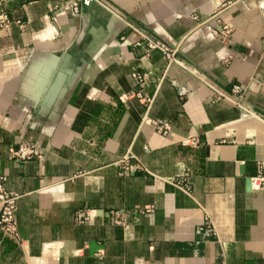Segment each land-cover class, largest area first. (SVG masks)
I'll list each match as a JSON object with an SVG mask.
<instances>
[{
  "label": "crops",
  "instance_id": "1",
  "mask_svg": "<svg viewBox=\"0 0 264 264\" xmlns=\"http://www.w3.org/2000/svg\"><path fill=\"white\" fill-rule=\"evenodd\" d=\"M3 13L0 175L19 239L0 234V264H264V0H0ZM143 32L184 66L139 46ZM22 143L41 157L13 158Z\"/></svg>",
  "mask_w": 264,
  "mask_h": 264
},
{
  "label": "built area",
  "instance_id": "2",
  "mask_svg": "<svg viewBox=\"0 0 264 264\" xmlns=\"http://www.w3.org/2000/svg\"><path fill=\"white\" fill-rule=\"evenodd\" d=\"M84 5H90L92 2L101 3L102 0H80ZM77 6V3H75ZM9 26V20L5 13L0 16V27ZM228 32V26L221 27L220 29H213L212 34L214 36L225 35ZM139 46L144 50L150 51L154 49H161L167 58L168 62L177 63L184 66L183 62L178 58L176 52L171 50L169 47L161 42L152 38L147 33L143 32V39L138 43ZM232 93L235 96H240V87L238 85L233 86ZM234 106L241 111L242 117H257L251 108L245 107L240 100L234 101ZM244 112V113H243ZM193 145L199 144L198 140L192 141ZM12 157L18 161L30 160L34 157L40 158L38 148L35 144L22 143L15 150L11 151ZM121 166L123 174L129 175L132 171V166L127 163V158H122L117 162ZM259 186L264 183V172L259 175ZM17 195L9 193L5 188V180L0 175V234L3 238L9 239L13 242H17L19 239L18 223L16 220V209H17ZM85 212H82L80 218H86ZM112 220L116 224L124 223L123 218L117 213L112 215ZM214 231L212 225L209 222H205L203 226L197 229V233L209 235Z\"/></svg>",
  "mask_w": 264,
  "mask_h": 264
},
{
  "label": "rangeland",
  "instance_id": "3",
  "mask_svg": "<svg viewBox=\"0 0 264 264\" xmlns=\"http://www.w3.org/2000/svg\"><path fill=\"white\" fill-rule=\"evenodd\" d=\"M240 111V110H239ZM244 113V112H243ZM242 113H241V111H240V116H241V118H242V120H247L248 118H253V119H256L255 117H251L250 115H249V117H242V115H241Z\"/></svg>",
  "mask_w": 264,
  "mask_h": 264
},
{
  "label": "water",
  "instance_id": "4",
  "mask_svg": "<svg viewBox=\"0 0 264 264\" xmlns=\"http://www.w3.org/2000/svg\"><path fill=\"white\" fill-rule=\"evenodd\" d=\"M251 186V180L248 181V187Z\"/></svg>",
  "mask_w": 264,
  "mask_h": 264
},
{
  "label": "bare ground",
  "instance_id": "5",
  "mask_svg": "<svg viewBox=\"0 0 264 264\" xmlns=\"http://www.w3.org/2000/svg\"><path fill=\"white\" fill-rule=\"evenodd\" d=\"M259 185V184H258Z\"/></svg>",
  "mask_w": 264,
  "mask_h": 264
}]
</instances>
